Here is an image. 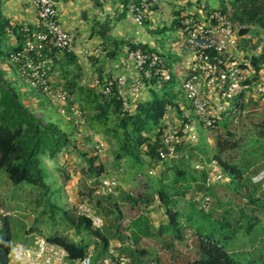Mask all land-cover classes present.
Returning a JSON list of instances; mask_svg holds the SVG:
<instances>
[{"label":"trees","instance_id":"1","mask_svg":"<svg viewBox=\"0 0 264 264\" xmlns=\"http://www.w3.org/2000/svg\"><path fill=\"white\" fill-rule=\"evenodd\" d=\"M215 9L227 14L237 27H249V30L254 35L264 32V0H221L219 8ZM21 33L23 40L22 28ZM21 47L22 45L20 44L18 49ZM240 47L244 48L242 42H240ZM128 48H141L144 51L151 52L146 45L142 44H129ZM253 49H255V44ZM261 50L258 54H250L251 62L255 67L264 62V46L261 47ZM61 55L66 58L72 57L68 52ZM56 62L57 59H55ZM97 80V90L95 89L96 87H85L83 92L78 93V100L79 102L84 100L83 103L87 105L85 107L90 111L89 120L94 130L100 131L103 138L107 139V142L112 143L110 165L118 166L122 164L125 167L127 178L123 179V182L138 180L141 178L139 176L144 173L142 172L144 164H154L160 161L158 152L162 147V118L166 105L177 101V97L180 94L179 85L175 88L176 82L174 78L163 82L152 79L145 83L147 85V97L135 102L130 109L124 110L122 101L118 96L114 78L107 77L105 79L99 74ZM105 83L111 86L109 95L103 94L98 89L99 86H103ZM33 89L35 91L32 92V95L37 92V94H43L48 100L49 97L47 95L51 94L53 96L55 90V88L51 87L52 93H50L40 88ZM71 93L72 90L66 92L68 98ZM84 93L85 96H82ZM30 98L32 97L28 94L21 93L13 85L12 80L5 77L0 70V171L2 170L6 173L10 182L14 185H29L34 189H41L40 197L42 200L46 198L45 201H47L46 204L48 205L52 198L51 189L54 185L52 186L46 182L48 176L44 170L46 169L45 158L55 162L54 167L63 174V182L68 181L71 176L67 171H63L57 161L58 156L64 151L75 153L81 158L79 168L90 176L89 181L98 184L100 176L109 175L107 172L108 165L100 160V154L96 152L97 150H94V154L90 155L78 146L74 132L76 126L73 124V119L76 120V118L69 110L66 115L70 114L72 120L68 119L62 123L61 117L59 119L55 118L59 112L58 106L57 108L54 107L55 116L52 113H47L46 117H43L35 113L26 103L25 100ZM240 98H243V95ZM258 101L257 98L253 97L246 99V101H236L231 109L214 121L213 125L204 128L226 127L225 120L229 118V115L236 114L247 107L254 108L258 105ZM72 104L73 102L69 100L66 107L69 109ZM262 109V112L255 115L257 121L253 123V129L255 130L253 142L261 148L264 145V105ZM227 135H229L228 139L222 135L216 136L215 143L217 147L206 159L209 162L216 160L222 171L227 175L228 181L234 185L233 189L240 192L243 197L246 196L249 203H254L258 200L254 198L256 185L251 182V176L247 175V173L251 165L255 164L256 158L242 164L234 162L232 157H226L225 152L238 145V141L234 139L235 134L233 132L227 131ZM168 160L174 162V158ZM181 162L184 163L182 166H188L189 164L187 158L181 159L178 163ZM170 168H174L172 176L173 185L176 187L173 193L181 196L188 194L187 190H192L193 188L181 189L180 182L190 178L194 183H197L195 190H192L193 193H207L212 199V195L214 196L215 193L211 184L206 185L208 173L205 167L201 170L192 168L193 174L185 168L172 166ZM48 171L52 172L50 169ZM148 174L147 172V177L143 184L141 179L138 180L140 185L134 191H126L119 188V198L125 201L127 210H129L125 209V211L130 214L122 210L118 198L114 197L115 192L96 195L98 196L95 200L96 208L104 215L105 221L111 222V224L102 223L100 228H93L89 218L77 212H71L65 207L62 208L56 204H49V210L52 212L50 216L54 218L55 211L59 210L74 228L75 234L81 241L69 239L56 231H51L46 238L64 246L71 258H77L84 257L86 251L92 245L91 241H85L79 235L84 233L88 237H95L102 247L99 251H95L92 256V264H98L97 262L100 258L99 262H102L104 254L109 255L108 247L113 242V239L121 243L117 250L120 254L127 256L129 260L134 255L136 257L145 256L148 253L147 249L144 247L136 248L135 245L148 237L152 239L158 238L157 240L161 243L162 249H171V258L174 262L168 264H176L175 261H180V264H241L233 255V252L227 248L226 242H221L219 238L215 237L214 222L218 221V219H214L210 213L211 206L208 211H204L194 201L198 208L197 211L195 210L191 214L190 212L184 213L180 211L176 207L174 197L171 196L173 193H170L169 189H167L168 186L173 185L165 182L167 177L165 172L159 178L156 177L157 179H152ZM155 202H157L159 207L163 208L165 221L159 222L157 227H154L155 231H151L153 225L146 212L149 205ZM192 209L194 211V208ZM227 212L230 211L228 210ZM241 214H246L244 207H242ZM183 218L185 222L182 221ZM250 218L248 228L252 227L258 219L257 216L253 215ZM222 219L225 225L229 224L226 214L223 215ZM194 220L197 221L196 223L199 222V224L196 225ZM219 229H222L223 237L234 236L232 232L228 233L227 229L223 230V226H220ZM188 230L192 231L189 241L186 239V231ZM26 234H28V231H26ZM92 242L96 244V241ZM95 244L93 245L96 248ZM11 246L12 233L8 215L3 218L0 227V264H9ZM179 246L181 251H179Z\"/></svg>","mask_w":264,"mask_h":264},{"label":"built area","instance_id":"2","mask_svg":"<svg viewBox=\"0 0 264 264\" xmlns=\"http://www.w3.org/2000/svg\"><path fill=\"white\" fill-rule=\"evenodd\" d=\"M160 3L161 0H127L125 19L142 25L151 8ZM31 4L38 17L37 30L31 32L28 27L22 28V47L9 54V61L31 87L52 93L48 75L55 59L72 50L73 33L59 22L55 0H31ZM239 28L219 9L206 10L201 16L193 13L181 15L179 35L186 40L188 49L181 90L189 111L181 113L185 109L179 101L166 105L162 118L159 162L176 157L178 147L183 142L197 139L196 123L203 127L213 125L236 101H246L253 97L264 103V62L255 67L250 54L260 52H243L238 39ZM125 61L123 65L132 64V78L128 81L125 76L118 75L114 81L122 107L127 110L141 100L138 95L143 93L146 82L152 79L167 81L171 78V72L164 57L141 48L128 49ZM94 83L96 86L98 80ZM98 88L105 95L111 93V86L106 83ZM241 95L243 98H240ZM52 97L58 100V109L62 115H66L69 110L75 118L83 117L76 105L72 104L69 109L66 107L69 98L62 88L55 89ZM204 167L196 163L194 169L201 170ZM206 169V185L215 184L227 177L216 160L210 161ZM148 172L152 173V170ZM250 179L264 189V167L254 172ZM117 185L115 177L100 176L95 192L114 193ZM193 199L204 211L210 209L212 199L209 194L196 192ZM75 209L77 213L89 218L93 228L102 226V217L88 202L76 203ZM8 215L0 205V227L3 218ZM31 235L32 241L29 244L16 243L11 246L10 257L15 260V264H92L95 250L91 247L84 257L71 258L66 248L59 243L41 234ZM120 246L119 241L110 243L108 253L111 256L102 258V263L126 264L129 259L115 250Z\"/></svg>","mask_w":264,"mask_h":264},{"label":"rangeland","instance_id":"3","mask_svg":"<svg viewBox=\"0 0 264 264\" xmlns=\"http://www.w3.org/2000/svg\"><path fill=\"white\" fill-rule=\"evenodd\" d=\"M219 1L203 0V4L204 6H207L206 8H209V6H217V8H219ZM155 38L157 40L154 41L153 44H155L158 50L163 51V56L166 58L168 63L172 62V58H174L173 55L176 53L175 49H179L178 54L180 57L176 55L177 62H180L184 56L181 52H188L186 40L184 39L183 42H181L178 37L176 38V34H171V32L166 29L160 28V31L157 33ZM238 39L239 44L242 42L244 46V48L241 49L245 53L248 52V54L249 51L252 52L254 50L255 52H261V47L264 46V32L254 35L252 31L248 30L245 35L240 36ZM254 44L255 49L252 50ZM172 48H174V50ZM173 73V77L176 82L175 88H177L180 77L179 75H176L175 72ZM11 77L15 83L13 85H16L19 89H21V93H25L26 95L28 94L30 97H32L30 99H26L25 101L35 113L43 117H46L47 113H52L54 116L56 115L54 109L59 106V104H57L58 100L56 98L48 94V100V98L44 97L43 94H37V92H34L35 94L32 95V92L35 90L30 86L29 83L24 81L20 74L15 73L12 74ZM73 104L80 109L83 116L76 117V120L73 119V124L76 126V130H74L76 142L78 146L82 148V150L88 152L90 155L94 154V150H97L96 152L100 154V160L102 162L104 161L108 165V176L115 177L118 182L114 197L118 198L119 204L121 205L123 211H125V209L127 210V205H125L124 200L122 201V199L119 198V188L126 191H134L137 186L140 185V181L138 180L141 179V183L143 184L149 169L152 170V173L148 172V175L152 179H155L156 177L159 178V176L163 175V172H165L167 176L165 182L169 185H173L172 173L174 168L171 169V166L185 168L189 172H192L191 174H193L191 169L194 168L196 163L199 165H204L206 168V166H208L210 163L207 161L206 157H209L210 153L212 154V151H214L217 147V144L215 143L216 136L222 135L228 139L229 135H227V131L233 132L235 134L234 139L238 141V145L234 146V148L231 150L226 151V157H232L234 162L242 164L248 163L252 161L253 158H256L255 164L251 165L250 170L247 173V175L250 176L256 170L264 167V145L261 148L256 146L253 142L255 137L253 123L257 121V119H255V115L262 112L264 103L259 102L254 108L247 107L236 114L229 115V118L225 120L226 127L217 126L214 128H204L203 126H200L198 123H196L197 139L193 142H183L178 149L177 156L174 157V162L168 160L154 164H144L142 169V172L144 173L139 176L141 178L138 180H127V182L122 181L123 179L127 178L125 175V167L122 164L118 166L110 165L109 161L112 159V143L107 142V139L103 138L102 133H100V131L98 132V130H94L90 124V111L87 107H85L87 105L83 103V100L80 102V104H76L75 102H73ZM60 117L62 118V123L68 119L72 120L70 114L62 116L58 112V115H56L55 118L59 119ZM82 120H84V122H82ZM184 158L189 160L188 166H182L184 165L182 162L178 163L181 161V159L184 160ZM45 159L46 169L44 170L48 176L46 182L52 186L54 185L51 189L52 198L48 205L46 204L47 201H45L46 198H43L44 200H42L40 197L41 189H34L29 185H14L9 181L6 173L2 170L0 171V204L1 207H3L4 210L9 213L12 245L16 243L29 244L32 241V233L47 236L51 233V231H56L60 234H63L69 239L81 241L80 238H78L75 234L74 228L71 226L69 221L62 216L59 210L55 211L54 218L50 216L52 212L49 210V204H56L59 207H65L71 212H77L75 209L76 203L82 201L88 202L101 215L103 223L111 224V222L105 221L104 215L100 213L95 206V200L98 197L96 196L98 194L95 192L97 183L89 181L90 176L80 170L79 165L81 163V158H79L78 155L64 151L57 158L58 165L63 168L64 172L67 171L71 176V178L65 182H63L62 172L54 167L56 163L47 158ZM165 167L167 168L165 169ZM49 169L52 172L48 171ZM188 171L187 173H189ZM180 183L181 189L193 188V191L197 185V183H194L190 178H186ZM211 185L213 186L215 194L214 196L212 195L210 213L213 215L214 219H218V221L214 222L215 237L219 238L221 242H226L227 248L233 252V255L241 262V264H264V189L256 185L254 198L258 200L254 203H249L246 196L243 197L240 192H237L233 189L234 185L227 181L226 176L223 180ZM175 187V185L168 186L167 189H169L170 193H173ZM192 190H187L188 194L185 196H181L177 193L171 194V196H173L176 201V207L184 213L190 212L191 214L198 209L197 205L194 203V199L191 200V197L193 198L195 194V192L193 193ZM179 191L181 192L180 189ZM242 207H244L246 210L245 215L241 214ZM192 208H194V211ZM228 210L230 212H227ZM127 211L125 212L130 214ZM146 213L149 215L150 222L153 225L151 231H155L154 227H157L159 222L165 221L163 208L159 207L157 202L149 205ZM225 214L226 219L229 221V224L226 225L223 223L224 220L222 219L223 215ZM251 215L257 216L258 219L256 220L255 224L252 225V227L248 228ZM184 220L185 219L183 218L182 221L185 222ZM194 222L196 225L199 224V222L196 223L197 221L195 220ZM220 226H223V230L227 229L228 233L232 232L234 236L223 237L222 229H219ZM26 231L31 234H26ZM186 232V239L189 241L192 231L188 230ZM80 236L82 239H85V241H91V248L95 249V251H99L102 247L98 239L95 237H88L84 233H81L79 237ZM157 239L158 238L152 239L151 237H148L144 240L142 239L137 245H135V247H144L148 251L147 255L139 257L134 255L132 259H130V261H128L126 264H168L174 262V260L171 258V249H162L160 246L161 243ZM92 241H96V244ZM93 244L96 245V248ZM179 251H181L180 246ZM175 262L176 264L181 263L180 261ZM9 264H15V260L11 257ZM98 264L104 263L99 262Z\"/></svg>","mask_w":264,"mask_h":264},{"label":"crops","instance_id":"4","mask_svg":"<svg viewBox=\"0 0 264 264\" xmlns=\"http://www.w3.org/2000/svg\"><path fill=\"white\" fill-rule=\"evenodd\" d=\"M55 1L59 22L73 33L72 50L68 52L72 57L66 58L60 55L48 75V80L50 86L55 89L62 88L67 92L72 90L69 100L76 104L80 103L78 93L83 92L85 87H96L94 81L99 74L105 79L123 75L130 81L134 74L132 64H122L126 63L125 55L129 44L146 45L151 52L164 57L163 51L158 50L153 44L157 40L155 36L160 28L176 34V38L183 42L179 35L181 15L193 13L201 16L204 11L217 8V6L206 8L203 0H161L160 5L151 8L144 23L137 25L125 19L127 0ZM37 22L38 17L31 0H0V70L12 82V74L19 72L17 67L10 63L9 54L23 44L21 28L28 27L34 32L37 30ZM175 52L177 54L173 55L172 62L166 61L171 78H174L173 72L180 77L178 84L180 94L177 101L181 102L185 109L181 111L183 113L189 111L181 90L184 63L188 52H181L184 56L181 61L179 60L180 62L176 61V57H180L179 49H175ZM82 96H85V93ZM146 97L147 88L138 95L141 100ZM105 256L107 255L104 254L102 258Z\"/></svg>","mask_w":264,"mask_h":264},{"label":"water","instance_id":"5","mask_svg":"<svg viewBox=\"0 0 264 264\" xmlns=\"http://www.w3.org/2000/svg\"><path fill=\"white\" fill-rule=\"evenodd\" d=\"M248 30H249V28H247V27H240L238 29V35L239 36H243V35H245L248 32Z\"/></svg>","mask_w":264,"mask_h":264},{"label":"clouds","instance_id":"6","mask_svg":"<svg viewBox=\"0 0 264 264\" xmlns=\"http://www.w3.org/2000/svg\"><path fill=\"white\" fill-rule=\"evenodd\" d=\"M118 248H119V247H116V248H115V250H116L117 252H118V250H117ZM118 254H120V253L118 252ZM120 255H123V254H120ZM107 256H111V255H107ZM124 256H125V255H124ZM125 257H127V256H125ZM127 258H128V257H127ZM128 259H129V258H128ZM129 261H130V260H129Z\"/></svg>","mask_w":264,"mask_h":264}]
</instances>
